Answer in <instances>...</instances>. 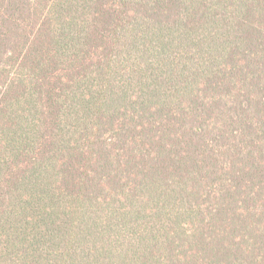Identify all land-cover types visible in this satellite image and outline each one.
Returning <instances> with one entry per match:
<instances>
[{"label":"trees","instance_id":"trees-1","mask_svg":"<svg viewBox=\"0 0 264 264\" xmlns=\"http://www.w3.org/2000/svg\"><path fill=\"white\" fill-rule=\"evenodd\" d=\"M0 264H264V0H0Z\"/></svg>","mask_w":264,"mask_h":264}]
</instances>
